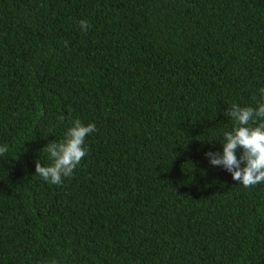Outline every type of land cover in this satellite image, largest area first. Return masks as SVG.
Segmentation results:
<instances>
[{
  "label": "trees",
  "instance_id": "1",
  "mask_svg": "<svg viewBox=\"0 0 264 264\" xmlns=\"http://www.w3.org/2000/svg\"><path fill=\"white\" fill-rule=\"evenodd\" d=\"M261 88L264 0H0V264H264V183L205 156Z\"/></svg>",
  "mask_w": 264,
  "mask_h": 264
},
{
  "label": "clouds",
  "instance_id": "2",
  "mask_svg": "<svg viewBox=\"0 0 264 264\" xmlns=\"http://www.w3.org/2000/svg\"><path fill=\"white\" fill-rule=\"evenodd\" d=\"M79 26L85 32L91 27L86 20L79 21ZM67 43L65 41L66 46ZM259 92L260 100L256 107L232 103L226 110V115L234 121V125L223 133L222 154L212 151L205 153L212 166L223 167L234 181L240 182L245 188L264 183V88ZM59 119L63 121L64 117ZM95 131L93 123L85 125L75 119L66 130L63 140L51 141L42 149L48 154L51 163L42 166L37 161L35 174L45 182L61 185L64 178L73 175L88 154L85 140ZM7 152V145L0 146V157H4Z\"/></svg>",
  "mask_w": 264,
  "mask_h": 264
}]
</instances>
